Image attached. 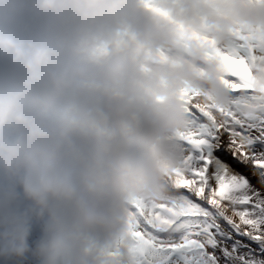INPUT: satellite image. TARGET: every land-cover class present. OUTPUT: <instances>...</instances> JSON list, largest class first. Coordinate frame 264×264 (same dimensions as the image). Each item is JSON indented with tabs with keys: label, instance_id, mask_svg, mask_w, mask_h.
<instances>
[{
	"label": "clouds",
	"instance_id": "1",
	"mask_svg": "<svg viewBox=\"0 0 264 264\" xmlns=\"http://www.w3.org/2000/svg\"><path fill=\"white\" fill-rule=\"evenodd\" d=\"M222 7L219 39L264 25V9L242 0ZM114 22L145 44L175 39L172 26L141 19L131 0H0V264H105L127 199L160 196L179 164L178 91L224 103L212 74L198 75L192 62H178L162 88L137 82L122 56L91 64L74 53L78 36ZM113 90L128 102L114 101ZM129 113L138 120L122 135ZM97 117L110 134L94 130Z\"/></svg>",
	"mask_w": 264,
	"mask_h": 264
},
{
	"label": "snow or ice",
	"instance_id": "2",
	"mask_svg": "<svg viewBox=\"0 0 264 264\" xmlns=\"http://www.w3.org/2000/svg\"><path fill=\"white\" fill-rule=\"evenodd\" d=\"M230 95L242 84L226 75ZM188 96L181 159L155 198L130 196L106 264H264V108Z\"/></svg>",
	"mask_w": 264,
	"mask_h": 264
},
{
	"label": "bare ground",
	"instance_id": "3",
	"mask_svg": "<svg viewBox=\"0 0 264 264\" xmlns=\"http://www.w3.org/2000/svg\"><path fill=\"white\" fill-rule=\"evenodd\" d=\"M139 17L156 25H169L175 30V39L169 42L145 44L126 22L102 23L78 36L73 44L74 53L91 64L103 63L115 56H122L133 66L137 82L155 79L166 88L169 74L180 61L192 62L198 75L211 73L214 83L224 93V103L217 106L204 99L201 91L184 87L178 91V98L185 109L188 96L201 104L214 107L238 106L245 116H253L264 108V25L235 27L223 39L218 38L215 23L222 15L223 7L234 0H131ZM243 3L264 9V0H242ZM226 75H235L242 84V90L235 100L224 82ZM116 102H128L123 93H110ZM56 117L63 119L64 109L58 108ZM95 131L110 134L106 121L97 117ZM138 117L129 113L118 126L120 134H126L135 127ZM73 125L69 123L71 129ZM115 238V237H114ZM114 238L110 241L108 250ZM107 250V251H108ZM107 253V252H106ZM105 253V256H106ZM108 257L106 256V261ZM105 261V264H106Z\"/></svg>",
	"mask_w": 264,
	"mask_h": 264
}]
</instances>
